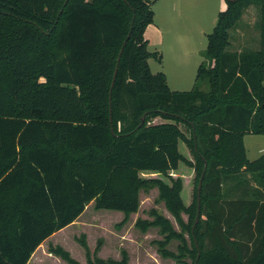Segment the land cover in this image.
<instances>
[{"label":"trees","instance_id":"trees-1","mask_svg":"<svg viewBox=\"0 0 264 264\" xmlns=\"http://www.w3.org/2000/svg\"><path fill=\"white\" fill-rule=\"evenodd\" d=\"M224 1L196 83L172 90L148 63L161 60L144 36L151 1L0 0V264H26L91 202L123 212L121 226L152 188L178 229L155 208L134 225L158 228L162 257L264 264V153L251 160L244 145L264 135V0ZM250 6L259 48L233 47L229 30ZM77 241L86 264L128 262L124 249L103 259L101 240L93 254L85 235ZM49 251L82 264L62 246Z\"/></svg>","mask_w":264,"mask_h":264},{"label":"rangeland","instance_id":"rangeland-1","mask_svg":"<svg viewBox=\"0 0 264 264\" xmlns=\"http://www.w3.org/2000/svg\"><path fill=\"white\" fill-rule=\"evenodd\" d=\"M152 2V9L156 12V20L157 22H161L165 25L167 29H164L163 33V43L157 47L160 51H157L161 55L163 54L162 63L159 65L157 61L150 60L152 72H157V69H161L162 65L169 69H184L188 72V77L185 80V85L181 88V90H189L191 89L195 81L196 70L198 65L203 60V51L207 45V34L210 33L216 23L217 15L219 11H222L226 7V3L224 0H180L181 7L179 8L180 13L182 11V16L179 14H171L169 3L164 4L165 0H149ZM163 25H160L163 28ZM259 8L257 6H250L248 10L243 14V16L239 19V21L229 30L230 33V42H232V46L236 47L241 46L244 48L245 46L249 49H258L259 48ZM244 33L247 42L245 44L240 45L239 39L241 40V35ZM230 45V49H232ZM187 55V56H186ZM173 61V65H172ZM171 65V66H170ZM201 88L206 89V82L200 83ZM254 138V137H253ZM255 139H261L264 141V135L258 136ZM261 144V141H258ZM256 155H252L251 151H249L248 158L251 160L256 158ZM180 173L188 176L189 170L187 167L182 166L180 169ZM189 180L191 179L188 178ZM191 181V180H190ZM191 182L187 184L185 187L186 195L190 200V189ZM184 193V192H183ZM184 196V195H183ZM157 197V189L152 188L148 191L140 192V208L138 209L139 216H150L149 211L152 208H155L159 211H164L165 206L162 202L155 203V198ZM186 199V198H185ZM121 211L117 210H106V209H95L93 202L90 205L86 206L84 216L90 217V219H100L101 223L104 224V230L110 231L115 228L114 221H116L119 216L117 213ZM184 219H186V215L183 214ZM174 220V219H173ZM136 221V220H135ZM174 222V221H173ZM176 222H174L175 224ZM176 226V224H175ZM177 227V226H176ZM136 229H138L136 227ZM140 231V229H138ZM78 233L76 231V227H69L66 231L58 234L56 238H62L65 240L67 245L69 246L72 257L79 261L82 264H85V250L84 248L76 241L71 240V234ZM55 239V238H54ZM102 238L98 237V232L95 227L89 230L88 240L89 245L93 252L96 241L101 240ZM102 242V241H101ZM113 240L111 235L107 236V244L104 247L103 252L101 253L102 258L111 257L114 258L115 248L112 246ZM178 244V243H177ZM176 242H173L169 245L172 251H176ZM136 249L133 248V252L136 253ZM99 256V255H98ZM100 257V256H99ZM187 263L190 262L189 259L186 260ZM168 264H179L174 259L170 258ZM51 264V263H50ZM55 264H59V262H55ZM60 264H66L64 262ZM131 264H153L150 260L141 259L140 262L133 259Z\"/></svg>","mask_w":264,"mask_h":264},{"label":"crops","instance_id":"crops-1","mask_svg":"<svg viewBox=\"0 0 264 264\" xmlns=\"http://www.w3.org/2000/svg\"><path fill=\"white\" fill-rule=\"evenodd\" d=\"M167 2L169 3L170 13L175 14V15L178 13L179 16L181 17L182 11L180 13V10H179V8L181 7L180 0H165L164 4L166 5ZM167 23H168V20L164 25L161 22H157L156 12L154 11L153 22L146 27L145 32H144V36L148 41V48L150 51H159L157 47L163 43V33L162 32L164 31V29H167L165 27ZM160 25H163V28ZM239 42H240L239 43L240 45L245 44L247 42V39L245 38L244 33L241 35V40L239 39ZM238 47H241V46H238ZM150 60H154V61H157V60H155L154 58L148 59L150 69L151 71H153L151 68ZM162 60H163V54L161 55V60L157 61L159 65L162 63ZM172 65H173V61H172ZM156 71L157 72L161 71L165 74L167 84L169 88L172 90H181V88H177V87H183V85H185L186 83L185 80L187 79L188 74H189L184 69H176V70L169 69L167 67H164V65H162L161 69H157ZM258 136H262V135L247 134L244 136V145H245L247 157L249 155V151H251L252 155H256L255 156L256 158L260 156L262 153H264V141H262L261 139H255ZM258 141H261L262 143L259 144ZM88 205H90V203ZM85 209L77 217L75 221L63 227L62 229L52 233L41 244H39V246H37V248L31 254L26 264H50V263L55 264V262L57 261L59 262V264L62 262L68 264L67 262H65L58 256H56L55 254L51 253L49 251V247L56 246V245L62 246L64 249L69 251V253L72 255V252L69 246L67 245V243L65 242V240H63L60 237L56 238L58 234L66 231L69 227H76V231L78 232L77 234L76 232H74V234H71V240L76 242L77 238L80 235L82 234L85 235V240L87 242L89 250L91 251L92 249L89 245L88 235H89V230L95 227L96 231L98 232V237L102 238L101 239L102 242L98 250L95 253L96 256L99 255L100 258H102L101 253L103 252L104 247L107 244V236L109 237L111 235V238L113 240L112 246L115 248V254H116V256L113 259H119L121 257V250L124 249L128 257L127 264H131L133 259L140 262L141 259L143 258L145 260H150V262L153 264H168L167 261L170 258L162 257L157 252V246L153 244L154 240L162 238V236L158 232V228L149 227L145 232H141L138 229H136L134 223H135V220L139 216V212H140L139 210L135 213H131L129 215L128 220L121 226L117 224L123 219L124 214L123 212L117 213L119 218L116 221H114V223H116L115 228L111 229L110 231H106L103 229L105 226L103 222L101 223L100 219L92 220L90 219L89 216L88 217L84 216ZM159 213L169 218L172 221L174 227L178 229L177 224L175 223L177 227L174 224L175 220H173L174 219L173 216L169 213V211L166 208L164 211H159ZM140 218L151 219V217L147 215L140 216ZM173 242H176V244L178 243L177 240H171L170 243L167 245L168 249H170L169 245H171ZM133 248L137 250L136 253L133 252ZM107 258H111V257H104L103 259H107ZM85 260H86V257H85Z\"/></svg>","mask_w":264,"mask_h":264},{"label":"water","instance_id":"water-1","mask_svg":"<svg viewBox=\"0 0 264 264\" xmlns=\"http://www.w3.org/2000/svg\"><path fill=\"white\" fill-rule=\"evenodd\" d=\"M121 52H122V48L121 50L119 51V55H118V58H117V63L119 62V59H120V55H121ZM116 72H117V66L114 70V75H113V79H112V83H111V89L113 87V82H114V79H115V75H116ZM143 122V116L141 117V123ZM205 169H206V163H205V167L202 171V174H201V178L198 182V186H197V192H198V202H199V195H200V190H201V186H202V178H203V175H204V172H205ZM199 206V205H198ZM198 217H199V209L197 210V213H196V217H195V221H194V225L197 223L198 221ZM193 225V226H194Z\"/></svg>","mask_w":264,"mask_h":264}]
</instances>
